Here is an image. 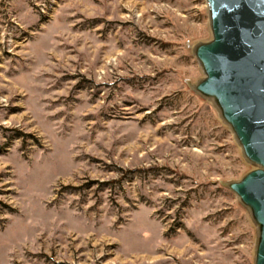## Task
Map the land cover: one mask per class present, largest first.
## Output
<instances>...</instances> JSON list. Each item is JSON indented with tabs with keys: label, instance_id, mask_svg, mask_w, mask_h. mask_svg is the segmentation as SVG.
Instances as JSON below:
<instances>
[{
	"label": "rangeland",
	"instance_id": "1",
	"mask_svg": "<svg viewBox=\"0 0 264 264\" xmlns=\"http://www.w3.org/2000/svg\"><path fill=\"white\" fill-rule=\"evenodd\" d=\"M211 41L205 0H0V264H255Z\"/></svg>",
	"mask_w": 264,
	"mask_h": 264
},
{
	"label": "water",
	"instance_id": "2",
	"mask_svg": "<svg viewBox=\"0 0 264 264\" xmlns=\"http://www.w3.org/2000/svg\"><path fill=\"white\" fill-rule=\"evenodd\" d=\"M212 41L195 50L213 98L245 157L262 167L231 186L260 227L255 264H264V0H205Z\"/></svg>",
	"mask_w": 264,
	"mask_h": 264
}]
</instances>
